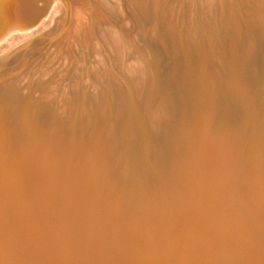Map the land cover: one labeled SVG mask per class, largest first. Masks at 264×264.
<instances>
[{
	"label": "rangeland",
	"instance_id": "374dc122",
	"mask_svg": "<svg viewBox=\"0 0 264 264\" xmlns=\"http://www.w3.org/2000/svg\"><path fill=\"white\" fill-rule=\"evenodd\" d=\"M9 1H12L13 4L17 2L18 6L16 4L14 6L11 2V4L8 3ZM41 1L43 0H27V3L25 0H0V25L3 24L4 15L10 16L13 14V16L21 17L23 20L29 17V13L34 8V12L39 14L38 8L41 7ZM112 1L116 5L117 0ZM172 1L165 0L156 11L155 16L153 13L139 27L130 23L129 25L127 24L128 26L122 23V27L118 19L109 21L113 28L124 29L126 26L124 29L126 31L125 36L127 37L128 33L127 40L132 43H130L132 48L128 47L127 49H130L129 51L125 48V56L121 60H119V55L114 56L110 53V50L107 49V43L104 39L98 38L96 34L98 30L97 28L94 30L93 26H91V29L96 39L94 37L89 40L73 39L74 28L77 27L78 23L75 22V17H73L75 16V7L69 4V12L65 18L63 17L62 19L60 17L55 5L52 4L49 7L46 6L47 10L44 13L46 16L40 17L36 14L39 17V19L37 18L38 21L35 20L36 16L32 15V19L30 18L32 22L25 23V28L28 29L27 31L25 29L26 32L24 30L22 32H14L4 40L0 39V121H3L0 135H4L3 140L7 138L9 128L10 131L13 130L12 134L14 132L16 134L10 135L11 139L8 137L9 141L11 140V144L12 142L15 143L9 147L8 159L13 160L20 157L27 148V142L32 140L33 134L38 136V140H35V148L38 150L46 142L50 145V148L53 145L54 149L51 148L53 151L56 153L61 152V147L71 143L70 140L74 136L76 137H74L75 141L80 140L84 146L86 145L88 152L91 149L97 150V153L95 152L93 156L95 161L91 165L93 166L92 170L91 168L89 170L88 166L92 162L90 158L85 156L88 153L85 149L86 153L81 156L83 158L86 157L84 163L88 167L85 164V166L82 165V163L81 169L83 172L81 173L85 175V170L88 169L90 172L87 171L86 173H89L91 177L93 176V183H90V185L84 181L81 182L83 183L81 185L72 183L73 189L71 185L63 183L58 185L59 188L55 186L48 187V189L50 191L58 188L59 192L63 191L61 193H67V195L70 194L68 190L72 189L70 192L74 195L71 196L70 194L69 196L71 197L68 196L71 201L67 199L68 201L65 202L66 207L69 208L70 206L71 209H68V214L62 216L63 218L61 215L57 217L59 221L63 220L64 217H70L71 222H76L81 217L83 219L81 224L83 231L81 232L88 234L90 240L96 245H101L100 248L98 247L99 251L101 253L105 252L104 258L107 259L108 257L107 261L110 259L109 261L111 262L112 258H115V262L112 260L109 263L108 261L109 264H113V262L121 264V259L126 256L125 253L134 251V254H140L143 249L146 252L143 251L144 253L142 252L140 255L145 258H154L159 264H161V261L158 259L161 260V255L163 258L175 260L173 264L185 263V255L180 257L177 255L173 256L174 253L171 254L170 250L168 252L165 250V248H168L167 246L163 244L152 245L149 242L151 239L156 238V234L160 235L165 233V231L177 229L182 226L181 223L183 222V225L186 224L187 221L181 222L180 218H188V216L196 214V200L192 198L193 195L204 199V196H208L209 192H211L212 184L210 182L203 183L205 174L200 160V144L204 141L210 142L211 149L214 154L216 152L223 170L232 171L243 182L238 188L236 209L240 211L252 204L255 209L264 213V0H212L211 7H209L210 13L207 10L208 7H206L208 5L205 3L204 6L206 0H193V6L187 5V0H179L181 3L178 1L177 6L174 5L175 2L171 3ZM194 2L196 3L194 4ZM86 3L91 7L93 1L86 0ZM8 4L13 7L9 8ZM180 4L181 7H179ZM21 5L24 7L22 8ZM26 5H28V8H25ZM34 5L35 7H33ZM8 11H11V14ZM172 13L175 14L174 17ZM154 19H156L155 22ZM104 22L107 23L106 21ZM104 22L102 20V30H105L104 28L106 27ZM68 28L71 30L69 31ZM136 32L141 33L143 37L134 35V33L137 34ZM65 33H67V36ZM146 33L149 35H145ZM87 35L90 37L89 33ZM135 36L136 38H134ZM152 37L153 39H151ZM107 40L111 43V39ZM139 40L142 42L140 43ZM97 42L103 47L104 55L98 48ZM68 43L73 45H68ZM145 47L149 56H151L149 61L142 56ZM96 51L98 52L96 53ZM136 56L144 58V62L147 63V68L146 66L144 67V62L141 68L143 77H146L143 83L144 86L141 84L139 86V81L137 80L139 73L136 70L135 62H139V59ZM130 72H134V74ZM104 93L106 100L101 103ZM159 107L162 116H159L154 132L152 119L158 116ZM13 112L14 114L16 112L17 115L13 116ZM21 128L25 130L24 137L18 135L22 132ZM13 145H16L15 148ZM178 147L181 149L178 150ZM58 149L59 151H57ZM176 152H179V155ZM69 154L71 153L69 152ZM100 155L104 158L103 161V158L100 159ZM89 159L90 163L88 162ZM83 160L81 158L82 162ZM183 168L186 169L183 170ZM185 173H187V176L184 175ZM176 174L179 176L177 177ZM78 176L81 177L82 175ZM94 177H97L96 179L99 181L102 179V182L95 180ZM187 177L190 178L188 179ZM180 180L183 181L181 182ZM187 180H189V183ZM187 183H191V186ZM78 185L79 187H77ZM195 185H199L198 188ZM74 187H76V193L79 192V195L75 193ZM201 188L203 191H201ZM84 189L87 191L85 192ZM248 191L251 196H249ZM62 196L57 194L55 201H61ZM162 196L163 198H161ZM186 196L190 200H186ZM146 197L147 199H145ZM79 200L81 201L80 203ZM27 201L28 199L24 203L29 204L30 201ZM176 201L177 203L179 202L178 205L181 207L177 206ZM129 204L130 206H128ZM162 206H164L163 208L166 212ZM165 206L167 207L165 208ZM145 207L148 208L146 209ZM97 208H99V211ZM124 208L128 209L126 211L129 212L125 214ZM91 209H93L92 213ZM159 209H162L160 213ZM87 210L89 211L88 214L86 213ZM147 211L150 212V216ZM163 212L165 213L164 216H162ZM137 213L143 218H140L141 216L138 217ZM119 214L126 216H121V218L118 217ZM159 214L162 217L158 216ZM41 215L38 214V217H42ZM116 215L119 218L118 220H116ZM125 217L129 219L126 220ZM172 217L175 218L174 221ZM135 219L138 220V222L135 221L136 225L132 223ZM139 219H145L146 222L145 220L140 222L141 220ZM163 219H165L164 222ZM147 220L152 222L149 221L148 223L150 224H148ZM122 221L124 225L121 224ZM125 221L127 222L125 223ZM128 221H131L129 222L130 224ZM144 222L147 224L143 226ZM178 222L179 224H177ZM113 223L114 228L112 226ZM132 224L134 226H131ZM139 224L141 225L140 227ZM173 224L174 226L172 227ZM158 225L162 228V231L158 228ZM20 226L17 225L16 227L19 228ZM52 226L49 227V235H54L56 238L60 236L59 240H63L66 246H69L71 244L72 229L69 228V230L65 231L59 227L60 225L55 224ZM103 226L108 229L106 230ZM145 226L147 227L146 229L148 227V230L151 229L149 233L152 236L145 229ZM32 227L34 230L37 229L34 226ZM128 227L133 229V231L135 228H140L139 231H136L137 229L135 231L142 235L135 233V231L134 233L137 236L139 235V237H143H135V234L132 236L133 231L129 230ZM156 228L158 231H156ZM115 229L117 231L122 229L119 231L126 233V240H124L125 233L123 235L118 232V234ZM142 229L149 235L145 234L146 232L142 233ZM152 229H155L153 232L156 231L158 233L154 234ZM36 233L38 234L39 232L35 231L34 234L36 235ZM129 233L132 237L128 235ZM84 236L86 237V235ZM120 236L122 238L124 236V238L122 239ZM246 236L244 233L243 235L236 233L229 226H223L211 233L209 241L207 240L208 237L195 235L193 232L184 233L182 238L184 242H189L192 246L201 248V253L197 255V258L204 260L205 264H240L242 258L248 257L249 251L256 253L252 254L254 261L257 262L255 264H264V235L259 236L255 247L247 239L248 236ZM129 237L131 240L134 237L133 241ZM121 239L122 242H120ZM42 240L44 247L47 246L48 250L54 249L53 252L49 250L53 255L54 253L55 256H59L61 253L63 256L66 254V247L60 253L55 249L54 244H50L51 242L47 241L46 236H43ZM134 240L138 241L134 242ZM127 242H130L131 251L126 246ZM123 243L127 244L124 245ZM134 243H138L137 247H140L136 248ZM258 244L259 246H257ZM118 245L122 249L118 248ZM150 246L151 248L155 247L151 249ZM47 247L45 250H47ZM104 247H106V250ZM115 247L117 252L114 254ZM134 247L137 249L136 251ZM187 247H185V250H187ZM124 248L129 252L123 250ZM89 249L92 251L93 248L90 247ZM100 255L93 249L92 255H89V264L95 260L97 264L99 262V264H103L102 256L100 258ZM96 263L94 262L93 264ZM241 264L244 263L242 262Z\"/></svg>",
	"mask_w": 264,
	"mask_h": 264
},
{
	"label": "bare ground",
	"instance_id": "6f19581e",
	"mask_svg": "<svg viewBox=\"0 0 264 264\" xmlns=\"http://www.w3.org/2000/svg\"><path fill=\"white\" fill-rule=\"evenodd\" d=\"M16 1V0H14ZM22 1V0H20ZM24 1V0H23ZM27 2V0H25ZM93 1V4L91 7H89L86 3V0H43L41 1V7L38 8V12L39 14H37V12H34V9L29 13V17L28 18H25V19H21V17H17L16 15L13 16L12 15H4V21H3V24L0 25V39L1 40H4L7 36L11 35V33L13 34L14 32H22L24 30V32H26L28 29L25 28V23L26 22H32V18L33 17L32 15L36 16V14L38 16H43L45 15L44 13L46 12L47 10V7H49L50 5L54 4L55 5V8L57 9V13L60 14V17H63L65 18L69 12V8H68V4L69 5H72L75 7V22L78 23H75L77 25L76 28H74V33H73V36L74 38L73 39H77V38H81V39H92V37L95 38V35L94 33H92V27L93 26L94 30L97 28V36L98 38L100 39H104V41L107 43V46L110 50V53L114 56H118L119 57V60L121 59H124V56H125V48L126 50L128 49V47H131L130 43L131 42H128L129 40H127V37H128V33H127V37L125 36V32L124 29H117V28H113L111 26V24L109 23V21H113L114 19H118L120 21V24H134L136 27L140 26L141 24L144 23L145 19H147L148 17L152 16V14L154 13V16H155V13L156 11L160 8V5L162 3L165 2V0H117L116 2V5L113 4L115 2H113L112 0H92ZM172 1V0H171ZM179 0H173L171 3L175 2V6H177V3H178ZM181 1V0H180ZM179 1V2H180ZM190 1V2H188ZM195 1V0H194ZM205 1V0H204ZM12 3V1H9L8 3ZM31 2V1H30ZM198 3V1H196ZM194 2V4L196 3ZM242 2V1H241ZM10 3V4H11ZM24 3V2H23ZM28 3V2H27ZM170 3V4H171ZM181 3V2H180ZM205 3L208 5L206 7H208V12L210 13V8L211 7V3H212V0H206L204 2V6H205ZM13 4V3H12ZM14 4L17 5V2H15ZM13 4V5H14ZM19 4V3H18ZM34 4V3H33ZM32 4V5H33ZM186 4L187 5H190V6H193V0H187L186 1ZM201 4V3H200ZM199 4V5H200ZM203 4V3H202ZM217 4V3H216ZM4 5V4H3ZM9 5V4H8ZM25 5V4H24ZM31 5V6H32ZM91 5V4H90ZM164 5V4H163ZM15 6V5H14ZM18 6V5H17ZM22 8L24 7L23 5H21ZM47 6V7H46ZM201 6V5H200ZM10 7H13L12 5L10 6L9 5V8ZM35 7V5L33 6ZM179 7H181V4L179 5ZM197 7V6H196ZM237 7V6H236ZM25 8H28V5H26ZM192 8V7H191ZM6 9H8L6 7ZM20 9V8H19ZM71 9V7H70ZM155 9V11L153 12V10ZM1 10V9H0ZM9 10V9H8ZM14 10V8H13ZM24 10V9H23ZM29 10V9H27ZM192 10V9H191ZM206 10V11H207ZM237 10V8H236ZM4 11V10H3ZM22 11V10H21ZM26 11V10H25ZM73 11V10H71ZM161 11V10H160ZM163 11V10H162ZM179 11V10H178ZM7 12V11H6ZM73 12V13H74ZM8 13L11 14V11H8ZM13 13V12H12ZM24 13V12H23ZM159 13V11H158ZM174 13H175V10H174ZM172 13V16L174 17L175 14ZM1 14V13H0ZM160 14V13H159ZM158 14V15H159ZM205 15V14H204ZM8 16V17H7ZM46 16V15H45ZM71 16V15H70ZM108 16V17H107ZM153 16V17H154ZM3 17V16H2ZM158 17V16H157ZM161 17V16H160ZM205 17V16H204ZM31 18V19H30ZM39 17L36 16V19L38 21ZM152 18V17H151ZM159 18V17H158ZM172 18V17H171ZM203 18V17H202ZM60 19V18H59ZM62 19H60L62 21ZM208 19V18H207ZM206 19V20H207ZM1 20V19H0ZM26 20V21H25ZM29 20V21H28ZM102 20L103 22L106 21L107 23L106 24V27L104 28L105 30H102L101 29V24H102ZM114 20V21H115ZM152 20V19H151ZM156 19H154V22H155ZM158 20V19H157ZM60 21V22H61ZM160 21V19H159ZM193 21V20H192ZM201 21V20H200ZM2 22V21H1ZM153 22V24H154ZM94 23V25H93ZM112 23V22H111ZM148 23V22H147ZM194 23V22H193ZM35 24V23H33ZM69 24H70V20H69ZM123 24L121 25L123 27ZM201 24V23H200ZM236 24V23H235ZM58 25V24H57ZM63 25V24H62ZM127 25V26H128ZM198 25V24H197ZM28 27H30L29 25H27ZM131 26V25H130ZM133 26V27H135ZM206 26V25H205ZM60 27H61V24H60ZM65 27V26H64ZM68 27V26H66ZM115 27V25H114ZM132 27V26H131ZM148 27V26H146ZM32 28V27H31ZM30 28V29H31ZM56 28V27H55ZM144 28V26H143ZM26 29V31H25ZM67 29V28H65ZM140 29V28H139ZM197 29V28H196ZM230 29V28H229ZM59 30V28H58ZM69 30V28H68ZM67 30V33L69 34ZM71 30V29H70ZM69 30V31H70ZM135 30V29H134ZM146 30V29H145ZM200 30V29H199ZM132 31V30H130ZM129 31V32H130ZM66 32V31H65ZM96 32V31H95ZM146 32V31H145ZM150 32V31H148ZM65 33V35L67 34ZM89 33L90 37L87 35ZM137 34L134 33V35H141V33H138L136 32ZM220 33V32H219ZM148 33H146L145 35H147ZM193 34V33H192ZM144 35V37H145ZM149 35V34H148ZM67 36V35H66ZM65 36V38H66ZM136 36L134 38H136ZM142 36V35H141ZM71 37V36H70ZM69 37V38H70ZM130 37V36H129ZM137 37V39H138ZM143 37V36H142ZM142 37H140V39H142ZM155 37V36H154ZM184 37V36H183ZM72 38V37H71ZM70 38V39H71ZM132 38V37H131ZM130 38V39H131ZM133 38V39H134ZM147 38V37H145ZM144 38V39H145ZM188 38V37H187ZM192 38V37H191ZM64 39V38H63ZM96 39V38H95ZM107 39H111V43L112 45H110L111 43L107 40ZM150 39V38H149ZM153 39V37L151 38ZM87 40V41H88ZM67 41V40H66ZM132 41V40H131ZM138 41V40H137ZM140 41V40H139ZM67 42H71V41H67ZM74 42V41H72ZM78 42V41H76ZM142 41H140L141 43ZM212 43V42H211ZM43 44V43H42ZM73 45L72 43H68V45ZM75 44V43H74ZM94 44V43H92ZM132 44V43H131ZM189 44V43H188ZM64 45V44H63ZM95 45V44H94ZM219 45V44H218ZM62 46V44H61ZM97 46L98 48L100 49L102 55H104V50L102 49L103 47L97 42ZM190 46V45H189ZM209 46V45H208ZM69 47V46H68ZM144 47V46H143ZM132 48V47H131ZM134 48V46H133ZM64 50V49H63ZM95 50V49H94ZM93 50V51H94ZM108 50V51H109ZM130 50V49H129ZM127 50V51H129ZM222 50V49H221ZM219 50V51H221ZM142 51V50H141ZM210 51V50H209ZM217 51V50H216ZM226 51V50H225ZM98 51H96L97 53ZM131 52V51H130ZM202 52V51H201ZM207 52V51H206ZM218 52V51H217ZM100 53V54H101ZM128 55V54H127ZM137 55V54H136ZM3 56V55H2ZM142 56L145 57V59H147L148 61L150 60V57L149 54H148V50L146 49V47L144 48V53L142 52ZM99 57V56H98ZM138 59H139V62H135V67H136V70L137 72L139 73V77H138V81H139V86L140 84L144 86V79L146 77H143L144 75H142V71H141V68H142V63L144 62V58H141L140 56H136ZM64 60V59H63ZM74 60V59H73ZM106 60V59H105ZM118 60V61H119ZM213 60V59H212ZM25 61V60H24ZM101 62V60H99ZM105 62V61H103ZM112 62V61H111ZM192 62V61H191ZM107 63V62H106ZM109 63V62H108ZM115 63V62H113ZM124 63V62H123ZM145 63V62H144ZM107 65V64H105ZM147 65V63H145L144 67ZM98 67V66H97ZM65 68V67H64ZM147 68V66H146ZM108 69V67H107ZM130 69V67H129ZM220 69V68H219ZM106 70V69H105ZM110 70V69H109ZM64 71V69H63ZM191 72V71H190ZM239 72V71H238ZM106 73V72H105ZM132 73V72H130ZM197 73V72H196ZM97 74V73H96ZM134 74V72L132 73ZM114 75V74H113ZM135 76V75H134ZM179 78V76H178ZM32 79V78H31ZM146 80V79H145ZM240 81V80H238ZM130 82V81H129ZM180 82V81H179ZM132 84V83H130ZM125 85V84H124ZM142 86V87H143ZM147 86V84H146ZM134 87V86H133ZM199 87V86H198ZM145 88V87H144ZM134 89V88H133ZM240 89V88H239ZM180 92V91H179ZM90 93V92H89ZM54 95V94H53ZM57 95V94H56ZM105 93L103 94V100H101V103H104V101L106 100L105 98ZM248 96V95H247ZM120 97V96H119ZM127 97V96H126ZM76 98V97H75ZM195 100V99H194ZM66 101V100H65ZM248 102V101H247ZM195 103V101H194ZM246 103V102H245ZM160 104H162L160 102ZM222 104V103H221ZM160 106V105H159ZM249 107V106H248ZM11 109V108H10ZM12 110V109H11ZM19 110V109H18ZM22 110V109H21ZM225 110V109H224ZM17 111V110H16ZM238 111V110H237ZM11 113V112H10ZM218 113V112H217ZM222 113V112H221ZM240 113V112H239ZM14 114V112H13ZM12 114V115H13ZM16 114V112H15ZM13 115V116H16V115ZM21 114V113H20ZM150 114V113H149ZM22 115V114H21ZM161 115V111H160V107H159V112H158V116L154 119H152V126H153V131L155 132V125H157L158 123V119H159V116ZM214 115V114H213ZM5 116V115H3ZM162 116V115H161ZM20 120V119H19ZM22 121V120H21ZM214 121V120H213ZM19 122V121H18ZM31 122V121H30ZM122 122V121H121ZM149 122V121H148ZM20 123V122H19ZM116 123V122H115ZM212 123V122H211ZM2 124H3V121H0V131L2 129ZM31 124V123H30ZM22 125V124H21ZM15 126V124H14ZM19 126V125H18ZM23 126V125H22ZM165 126V125H164ZM21 127V126H19ZM116 127V126H114ZM14 128V127H12ZM18 128V127H17ZM27 128V127H26ZM256 128V127H255ZM22 129V128H21ZM30 129V128H29ZM16 130V129H15ZM14 130V131H15ZM249 130V129H248ZM10 128L9 130L7 131L8 134V137H10V135H16L15 132L14 134H12L13 130L10 131ZM22 132H20V134H18L19 136L21 137H24L25 136V130H21ZM35 132V130H33ZM4 132V130H3ZM18 132V131H17ZM113 133V132H112ZM24 134V135H23ZM254 134V133H253ZM198 135V134H197ZM4 135H0V264H89V255H92V251L93 249L98 252L100 255V258L102 256V263L103 264H109L112 262V260L114 261L115 258H112L111 262L107 261L105 257V252L101 253V251H99L100 249V246L96 245L94 242H92L90 240V238L88 237V234H83L81 231L82 230V227H81V224L83 223V219H81V217L78 219V221L76 222H71L70 220V217L68 218H65L61 221H59L58 217L57 216H64V215H67L69 210L68 209H71L70 206L69 208L66 207L65 205V202H67L69 199H68V196L71 194V190L73 189V184H83L81 182H86L90 185V183H93L94 180H93V176L91 177V175H89V173L87 174L86 172L90 170H92V167L91 165H93L94 161H95V158L93 157L95 152L97 153V150H93L91 149L89 152L87 151L86 149V145L84 146L83 143H81L82 141L78 140V141H75L74 140V137L71 138V143H68L66 146L64 147H61V152L59 151V149L57 151H59L58 153H56L55 151H53L51 148H53V145L52 147L50 148L49 144L48 143H43L42 147L40 150H38L36 147V143H35V140H38V136L36 135H32V140L31 141H28L27 142V148L25 149V151H23L22 155L20 157H17L13 160H9L8 159V151H9V147H11L10 145L12 144H15L14 142H12L11 144V140L9 141V139H11V137L8 139L7 137V134H6V137L4 140H3V137ZM28 136V135H27ZM128 136V135H127ZM152 136V135H151ZM254 136V135H253ZM17 136H15L16 138ZM259 137V136H258ZM67 138V137H66ZM76 138V137H75ZM233 138V137H232ZM263 138V137H262ZM2 139V140H1ZM18 139V137H17ZM22 139V138H21ZM57 139V138H56ZM74 141H73V140ZM261 139V138H260ZM264 139V138H263ZM13 140V139H12ZM20 140V139H19ZM73 141V142H72ZM152 141V140H151ZM125 142V141H124ZM263 142V140H262ZM261 142V143H262ZM22 143V142H21ZM176 143V142H175ZM258 143V142H257ZM58 144V143H57ZM177 144V143H176ZM17 145V144H16ZM16 145H13V147L15 148ZM70 145V146H69ZM214 145V144H213ZM18 146V145H17ZM73 146V147H72ZM175 146V145H174ZM261 146V145H260ZM263 146V145H262ZM12 147V148H13ZM55 147V148H56ZM72 147V149L70 150V148ZM257 147V146H256ZM17 148V147H16ZM259 148V147H258ZM257 148V149H258ZM54 149V148H53ZM57 149V148H56ZM84 149L86 150L87 155L85 154L86 152L84 151ZM125 149V148H124ZM177 149V148H176ZM174 149V150H176ZM181 149V148H180ZM179 147H178V150H180ZM200 149H201V164L203 166V172H204V177L202 175V177L204 178V184L205 183H208L210 182V184H212L213 187L211 192H209V195L208 196H204V199L202 198H199L197 197V195H193L192 198H194L196 201V209H195V212L196 214L195 215H190L188 216V218H185V217H181V222L183 221H187L186 224L183 225L177 229H171L170 231H165V233H161L160 235H155L156 238L155 239H151L150 240V244L152 243V245L154 244H163L165 246H167L168 248L166 249L165 247V250H167V252L170 250L175 256L177 255L178 257L180 256H184L185 255V263L184 264H205V262H203L201 259L199 260V258H197V255L200 254L201 252V248H197L196 246H192L191 244H189V242H184L182 236L184 233L186 232H190V233H194L195 235H201V236H205V237H208L207 240L209 241V239L211 238V233L213 231H215L217 228H221L223 226H229V228H231L233 231H235L236 233H240L243 235L246 234L248 236L247 239H249L250 242L253 243L254 247L255 245L257 244V241H258V238L259 236H263L264 235V213L263 212H259L257 209H255L254 205L252 204H249L245 209L243 210H238L236 209V203L238 201V188L240 187V185L243 184L242 181H240V179L237 178V175L234 174L232 171H225L223 170V168L221 167V164L219 163V159L217 158L218 156L216 155V152L214 154V152L212 151L211 149V144L209 141H204L203 143L200 144ZM13 150V149H12ZM182 151V150H181ZM215 151V150H214ZM71 153L68 155V153ZM180 152V151H179ZM179 152L176 154L179 155ZM263 152V151H262ZM14 153V152H13ZM16 154V153H14ZM85 156L87 158H90L91 159V162L92 164H90L89 167V170L84 168L85 170V175H83L81 172H83V170L81 169V164L84 165V161H85V158L86 157H81V156ZM8 155V156H7ZM11 155V154H10ZM216 155V156H215ZM12 156V155H11ZM101 156V155H100ZM262 157V156H261ZM81 158L84 159L83 162L81 161ZM103 157L101 156L100 159H102ZM90 159H89V163H90ZM198 159V158H197ZM253 159V158H252ZM258 159V158H257ZM104 160V158L102 159V161ZM179 160V159H178ZM189 160V159H188ZM192 160V159H191ZM239 160V159H238ZM256 160V159H255ZM259 160V159H258ZM175 161V160H174ZM193 161V160H192ZM120 162V161H119ZM185 162V161H184ZM196 163V161H194ZM200 162V161H199ZM258 162V161H256ZM87 163V162H86ZM181 163V162H180ZM193 164V162H191ZM57 164H59L57 166ZM175 164V163H174ZM253 165H255L253 162H252ZM251 164V165H252ZM86 165V164H85ZM84 165V166H85ZM179 165V164H178ZM182 165V164H181ZM197 165V164H196ZM175 166V165H174ZM200 166V165H199ZM249 166V164H248ZM261 166V165H260ZM83 167V166H82ZM87 167V165H86ZM87 167V168H88ZM100 167V165H99ZM194 167V166H192ZM196 168L198 166H195ZM199 168V167H198ZM243 168V167H242ZM99 169V168H98ZM186 169V168H183V170ZM200 169V168H199ZM198 169V170H199ZM228 169V168H227ZM231 169V168H230ZM82 170V171H81ZM194 170V169H193ZM197 170V169H196ZM229 170V169H228ZM90 172V171H89ZM174 172V171H173ZM180 172V171H179ZM192 172V171H191ZM187 173H185L184 175H186ZM194 174V173H193ZM78 175H82L81 177H79ZM112 175V174H111ZM172 175V174H171ZM175 175V174H174ZM177 175V174H176ZM190 175V174H189ZM195 175V174H194ZM84 176V178H82ZM170 176V175H169ZM179 175H177L178 177ZM181 176V175H180ZM187 176V175H186ZM197 176V174H196ZM107 177V176H106ZM105 177V178H106ZM120 177V176H119ZM171 177V176H170ZM173 177V176H172ZM176 177V176H174ZM193 177V176H192ZM191 177V178H192ZM83 180H82V179ZM97 177H94L95 180ZM181 178V177H180ZM188 179L190 177H187ZM196 178V177H195ZM110 179V178H109ZM201 179V178H200ZM102 180V179H101ZM100 180V181H101ZM186 180V179H184ZM196 180V179H195ZM99 181V180H97ZM96 181V182H97ZM99 181V182H100ZM181 182L183 180H180ZM189 180H187L188 182ZM191 181V180H190ZM95 182V183H96ZM102 182V181H101ZM193 182V181H192ZM199 182V180H198ZM197 182V183H198ZM66 184V185H71L72 186V189L71 190H68L70 194L67 195V193H61L59 192L57 189L59 188L58 185H62V184ZM73 183V184H72ZM185 183V182H184ZM189 183V182H188ZM187 183V184H188ZM196 183V184H197ZM202 183V182H201ZM56 184V185H55ZM191 184V183H190ZM188 184V185H190ZM209 184V185H210ZM65 185V187H66ZM93 185V184H92ZM193 185V184H192ZM202 185V184H201ZM200 185V186H201ZM249 185V184H248ZM58 187V188H54L53 190H50L48 189L51 188V187ZM71 186H68V187H71ZM113 186V185H112ZM191 186V185H190ZM189 186V187H190ZM199 186V185H198ZM198 186L195 185V187L198 188ZM208 186V185H207ZM63 187V186H62ZM79 187V185L77 186ZM83 187V186H82ZM183 187V186H182ZM210 187V186H209ZM11 188V190H10ZM76 187H74L75 189ZM86 188V187H85ZM95 188V187H94ZM193 188V186H192ZM207 188V187H206ZM210 188V189H211ZM61 189V188H60ZM67 189V188H66ZM83 190V188H81ZM87 189V188H86ZM181 189V188H180ZM208 189V188H207ZM247 189V188H246ZM249 189V188H248ZM88 190V189H87ZM86 190V191H87ZM93 190V188H92ZM90 189V191H92ZM200 190V189H199ZM253 190V189H252ZM81 191V190H80ZM85 191V189H84ZM85 191V192H86ZM113 191V190H112ZM183 191V190H182ZM186 191V189H185ZM201 191L202 188H201ZM200 191V193H201ZM74 192V191H73ZM72 192V193H73ZM77 192V189H75V193ZM97 192V191H96ZM160 192V191H159ZM206 192V191H205ZM79 193V192H78ZM78 193H76L77 195H79ZM83 193V192H82ZM89 193V191H88ZM92 193V192H90ZM156 193V192H155ZM57 194H61L63 195L62 196V200L61 201H55L56 200V196ZM75 194V195H76ZM86 194V193H85ZM100 194V193H99ZM102 194V193H101ZM185 194V193H184ZM193 194V193H192ZM198 194V193H197ZM202 194V193H201ZM200 194V195H201ZM207 194V192H206ZM248 194L249 196H251L250 192L248 191ZM74 195V194H71V196ZM92 195V194H91ZM96 195V194H95ZM111 195V194H110ZM123 195V194H122ZM146 195V194H145ZM69 196V197H71ZM80 196H82L80 194ZM100 196V195H98ZM148 196V194H147ZM151 196V195H150ZM247 196V197H249ZM59 197V196H58ZM110 197V196H109ZM122 197V196H121ZM79 198V196H78ZM77 198V199H78ZM102 198V197H101ZM163 198V196L161 197ZM166 198V197H165ZM25 199V201H24ZM28 199V201H30V203L26 204L24 202H26V200ZM68 199V200H67ZM81 199V198H80ZM99 199V198H98ZM147 199V197L145 198ZM158 199V198H157ZM167 199V198H166ZM166 199H164L166 201ZM204 201H202V200ZM73 200V198H72ZM76 200V199H75ZM74 200V201H75ZM151 200V199H150ZM163 200V201H164ZM186 200H190L187 198L186 196ZM27 201V202H28ZM71 201V199H70ZM133 201V200H132ZM178 201V200H177ZM176 201V203H177ZM181 201V200H180ZM17 202V203H16ZM81 201L79 200V203ZM92 202V200H91ZM103 202V201H102ZM131 202V201H130ZM153 202H155L153 200ZM159 202V201H158ZM157 202V203H158ZM73 203V202H72ZM78 203V202H77ZM86 203V202H85ZM146 203V202H145ZM148 203V202H147ZM175 203V202H174ZM179 203V202H178ZM177 203V206H180L178 205ZM205 203V205H204ZM67 204V203H66ZM99 204V203H98ZM104 204V203H102ZM126 204V203H125ZM124 204V206H125ZM131 204V203H130ZM130 204L128 206H130ZM153 204V203H152ZM181 204V203H180ZM192 204V203H191ZM248 204V202H247ZM71 205V204H70ZM83 205V204H82ZM134 205V204H133ZM162 205H164L162 203ZM172 205V204H171ZM206 205H209V206H206ZM73 206V205H71ZM127 206V207H128ZM132 206V205H131ZM148 206V205H147ZM245 206V205H244ZM88 207V206H87ZM105 207V206H104ZM120 207V206H119ZM118 207V208H119ZM126 207V206H125ZM151 207V206H149ZM164 206H162L163 208ZM167 206H165L166 208ZM181 207V206H180ZM195 207V206H194ZM90 208V207H88ZM103 208V207H102ZM146 208V207H145ZM148 208V207H147ZM146 208V209H147ZM154 208V206H153ZM152 208V209H153ZM158 208V206H157ZM170 208V207H169ZM108 209V208H107ZM117 210V208H115ZM125 209V208H124ZM123 209V210H124ZM155 209V208H154ZM182 209V208H181ZM84 210V209H83ZM86 210V209H85ZM93 209H91V213L93 212L92 211ZM97 210L99 211V208H97ZM112 210V209H111ZM122 210V209H120ZM128 209H125V214L129 211H126ZM143 210V209H142ZM141 210V211H142ZM162 210V209H161ZM159 209V213L161 211ZM163 210L165 211V209L163 208ZM172 210V209H171ZM187 210V209H186ZM144 211H146L144 209ZM175 211V210H174ZM263 211V210H262ZM74 212H75V209H74ZM88 210H87V214H88ZM96 212V210H95ZM105 212V211H104ZM117 213H120L118 211H116ZM133 212V211H132ZM143 212V211H142ZM149 212V211H147ZM154 212V210H153ZM157 212V211H155ZM166 212V211H165ZM176 212V211H175ZM101 213V212H99ZM122 213V212H121ZM152 213V212H151ZM158 213V212H157ZM162 213V212H161ZM164 213V212H163ZM185 213V212H184ZM187 213V211H186ZM38 214H43L41 215L42 217H38ZM74 214V213H73ZM86 214V215H87ZM123 214V213H122ZM122 214H119L118 217H124L126 215H122ZM138 214V217L139 216V213ZM182 214V213H181ZM80 215V214H79ZM95 215V214H94ZM93 215V216H94ZM113 215V214H112ZM128 215V214H127ZM165 213L162 215L164 216ZM174 215V214H173ZM176 215V214H175ZM179 215V214H178ZM186 215V214H185ZM184 215V216H185ZM85 216V215H84ZM89 216V215H87ZM86 216V217H87ZM104 216V215H103ZM149 216H150V212H149ZM156 216V215H155ZM158 216H161L160 214ZM161 216V217H162ZM177 216V215H176ZM96 217V216H95ZM117 217V215H116ZM115 217V218H116ZM116 218V220H118L119 218ZM121 217V218H122ZM131 217V216H130ZM160 217V218H161ZM175 217V216H174ZM173 218V221L175 220V218ZM218 217L219 220H218ZM28 218V219H26ZM63 218V217H62ZM99 218V217H98ZM101 218V217H100ZM126 220L127 217H125ZM140 218H143L142 216ZM145 218V216H144ZM156 218V217H155ZM154 218V219H155ZM165 218V217H164ZM177 218V217H176ZM58 219V220H57ZM112 219V218H111ZM138 219V218H137ZM147 219V218H146ZM149 219V218H148ZM171 219V218H169ZM33 220V222H32ZM98 220V219H96ZM95 220V221H96ZM103 220V219H102ZM114 220V219H113ZM121 220V219H120ZM141 220L140 222H142V220H145V219H139ZM157 220V218H156ZM165 219H163V222H164ZM177 220H179L177 218ZM135 221L138 222V220H134L132 223H134L135 225L137 223H135ZM150 221V220H149ZM147 220V223L149 222ZM170 221V220H169ZM168 221V223H169ZM100 222V221H99ZM116 222V221H115ZM114 222V223H115ZM123 222V221H122ZM121 224L124 225V222ZM127 221H125L126 223ZM131 222V221H128V223ZM139 222V223H140ZM146 222V220H145ZM144 222V224H142L143 226L146 225ZM152 222V221H150ZM33 223V225H32ZM114 223H113V228H114ZM160 223V222H159ZM173 223V222H171ZM175 223V222H174ZM60 225L59 227L63 228L65 231L69 230V228H71L72 230V233H71V244L68 246H66L65 242H63V240H59L60 236L59 237H55L54 235L50 236L49 235V227H51L52 225ZM91 224V223H90ZM96 224V223H95ZM107 224V223H106ZM116 224V223H115ZM120 224V223H119ZM130 224V223H129ZM128 224V226H129ZM150 224V223H148ZM158 224V223H157ZM163 224V223H162ZM176 224V223H175ZM179 224V222L177 223ZM20 226L19 228L16 227V226ZM85 225V224H84ZM126 225V224H125ZM165 225V224H164ZM34 226L35 228H37L36 230H34V228L32 227ZM83 226V225H82ZM86 226V225H85ZM100 226V225H99ZM98 226V227H99ZM117 226V225H115ZM131 226H134L133 224ZM141 225L139 224V227ZM142 226V227H143ZM152 226V225H150ZM156 226V225H155ZM160 226L162 227L163 225H161L160 223ZM174 226V224L172 225V227ZM179 226V225H178ZM53 227V226H52ZM55 227V226H54ZM105 227V226H103ZM109 227V226H108ZM111 227V226H110ZM121 227V226H120ZM123 227V226H122ZM127 227V226H125ZM130 227V226H129ZM128 227V228H129ZM153 227V226H152ZM159 227L158 225V228L162 231V228ZM171 227V226H170ZM33 228V229H32ZM102 228V227H101ZM106 230L108 229L107 227H105ZM116 228V227H115ZM131 228V227H130ZM131 231H133V229H130ZM135 228V227H133ZM147 227L145 226V229ZM151 228V227H150ZM168 228V226H167ZM176 228V227H174ZM50 229H53V228H50ZM123 229V228H122ZM122 229H119L120 231ZM125 229V228H124ZM137 228H135L136 230ZM140 229V228H139ZM139 229H137L136 231H139ZM149 229V227H148ZM148 233L149 231L151 232V229L148 230ZM164 229V228H163ZM34 230V232H32ZM116 230V229H115ZM117 231L120 232V231ZM126 230V229H125ZM127 230V231H129ZM134 230V231H135ZM143 230V229H142ZM155 230V229H154ZM152 229V232L154 231ZM35 231H38L39 233H41V235H39V233L36 235L34 234ZM60 231V230H59ZM101 231V230H99ZM115 231V233H116ZM134 231L132 232V236L133 234L135 233H138V234H141L139 232H136L134 233ZM156 231H158V229L156 228ZM153 232L154 234L155 233H158V232ZM163 231V232H164ZM224 231V230H223ZM55 232V231H54ZM70 232V231H69ZM85 232V231H84ZM95 232V231H94ZM130 232V231H129ZM141 232V231H140ZM146 231L143 230L142 233H144ZM62 233V232H61ZM86 233V232H85ZM103 233V232H102ZM114 233V232H113ZM121 233V232H120ZM123 233H125L123 231ZM121 233V234H123ZM147 232L145 234H148ZM229 233V232H228ZM55 234V233H54ZM67 234V233H66ZM92 234V233H91ZM106 234V233H105ZM104 234V235H105ZM119 234V233H118ZM144 234V235H145ZM150 234V233H149ZM148 234V235H149ZM38 235V236H37ZM57 235V234H56ZM64 235V234H63ZM70 235V234H69ZM86 235V237L84 236ZM96 235V234H95ZM101 235V234H100ZM108 235V234H107ZM112 235V234H111ZM124 235V234H123ZM130 237L131 234L129 233L128 234ZM136 235V234H135ZM134 235V236H135ZM142 235V234H141ZM239 235V234H238ZM43 236H46L47 237V241L51 242L50 244H54L55 246V249L60 252L62 251L65 247H66V254L63 256L62 253L61 255L59 254V256H55V253L53 255V251L54 249H49V250H52L49 251L48 250V247H47V250H45L46 247H44L45 245L44 242H41L43 241L42 238ZM116 236V235H115ZM125 239L126 240V233H125ZM123 236V238H124ZM146 237H148L147 235H145ZM150 236H152V234H150ZM154 236V235H153ZM154 236V237H155ZM159 236V238H158ZM187 236V235H186ZM246 236V237H247ZM122 238V236H120ZM129 237V238H130ZM135 237H138V238H142L143 236H140L139 235L135 236ZM96 238V237H95ZM109 238V237H108ZM112 238V237H111ZM116 238V237H115ZM122 238V239H123ZM134 238V237H133ZM133 238L131 241H133ZM152 238V237H151ZM196 238V237H195ZM239 238V237H238ZM63 239V238H62ZM65 239V238H64ZM97 239V238H96ZM106 239V238H104ZM110 239V238H109ZM118 239V238H117ZM115 239V240H117ZM122 239L120 242H122ZM136 239V238H135ZM144 239V238H143ZM146 239V238H145ZM150 239V237H149ZM193 239V238H192ZM200 239V238H199ZM202 239V238H201ZM206 239V238H205ZM264 239V237H263ZM120 240V239H119ZM129 240V241H130ZM139 240V239H138ZM138 240H134V242H137ZM142 240V239H140ZM45 241V242H47ZM110 241V240H109ZM128 241V240H127ZM130 241V242H131ZM147 241H148V238H147ZM146 241V242H147ZM194 241V240H193ZM199 241V240H198ZM240 241V240H239ZM243 241V240H242ZM102 242H105V241H102ZM116 242V241H115ZM118 242V241H117ZM125 242V241H123ZM130 242H127L128 244ZM140 242V241H139ZM143 242V241H142ZM141 242V243H142ZM200 242V241H199ZM264 242V241H263ZM126 243V244H127ZM232 243V242H231ZM48 244V243H47ZM68 244V243H67ZM102 244V243H100ZM108 244V242H107ZM106 244V245H107ZM114 244V243H113ZM119 244V243H117ZM124 245H126L125 243H123ZM126 245L127 247H129V251L130 250V244L129 245ZM138 244V243H137ZM137 244L134 243V246H136V248L140 247L138 246L137 247ZM148 244V243H147ZM201 244V243H200ZM230 244V243H229ZM245 244V243H244ZM248 244V243H247ZM264 244V243H263ZM111 245V244H109ZM132 245V244H131ZM141 245V244H140ZM149 245V244H148ZM102 246H105V245H102ZM108 246V245H107ZM114 246V245H113ZM117 246V245H116ZM157 246V245H155ZM153 246V247H155ZM160 246V245H159ZM188 246V247H187ZM226 246V245H225ZM259 246V244L257 245ZM93 248L92 251L89 249V248ZM99 247V248H98ZM112 247V246H111ZM110 247V248H111ZM124 247V246H122ZM126 247V248H127ZM132 247V246H131ZM145 247V245H144ZM152 247V248H153ZM187 247V250H185ZM228 247V246H227ZM246 247V246H244ZM50 248V247H49ZM98 248V249H97ZM102 248V247H101ZM105 250H106V247H104ZM109 248V249H110ZM113 248V247H112ZM118 248H121L119 247L118 245ZM133 248V247H132ZM131 248V249H132ZM135 247V251L137 250ZM151 248V246H150ZM151 248V249H152ZM157 248H160L157 246ZM156 248V249H157ZM252 248V247H251ZM107 249V250H109ZM114 249V248H113ZM113 249H112V254H113ZM122 249V248H121ZM133 249V250H134ZM141 249V248H139ZM143 249V247H142ZM231 249V248H230ZM236 249V247H235ZM240 249V247H239ZM125 250L126 252H129L127 251V249H123ZM160 250V249H159ZM224 250V249H223ZM237 250V249H236ZM91 251V252H90ZM119 251V250H118ZM121 251V250H120ZM143 251H145V249H143ZM142 251V252H143ZM150 252V250H148ZM158 251V250H157ZM230 251V250H229ZM243 251V250H242ZM259 251H261V249H259ZM90 252V254H89ZM109 252V251H108ZM107 252V253H108ZM116 251V247H115V250H114V254H115ZM134 251L129 252V253H125L126 256L121 259V264H159L158 261H156L154 258H145L143 257L142 255V252L140 254H134L133 253ZM138 252V251H137ZM146 252V251H145ZM155 252V250H154ZM248 252V251H247ZM249 255L248 257H246L245 259L242 258V262L244 264H255L257 263L256 261H254V258H253V252L252 251H249ZM258 252V251H257ZM119 253V252H118ZM121 253V252H120ZM144 253V252H143ZM230 253V252H229ZM111 254V255H112ZM150 254V253H149ZM163 254V253H162ZM168 254V253H167ZM256 254V253H255ZM258 254V253H257ZM94 255V254H93ZM97 255V254H96ZM95 255V256H96ZM119 255V254H118ZM156 255V254H155ZM247 255V254H245ZM113 256V255H112ZM117 256V255H116ZM114 256V257H116ZM121 256V255H119ZM171 256V255H170ZM172 256V257H173ZM258 256V255H257ZM58 257V259H57ZM200 257V256H199ZM222 257V256H221ZM255 257V256H254ZM161 260L158 259L159 261H161V264H173V261L175 260H171L169 258H163V256L161 255ZM202 258V257H201ZM239 258V257H238ZM95 259V257H94ZM181 259V258H180ZM264 259V258H263ZM262 259V260H263ZM91 260V258H90ZM99 260V259H98ZM117 260V259H116ZM46 261V262H45ZM118 261V260H117ZM156 261V262H155ZM258 261V260H257ZM260 261V260H259ZM95 263L97 262L96 260L94 261ZM93 262V263H94ZM115 262V261H114ZM113 262V264H115ZM120 262V261H119ZM182 262V261H181ZM241 262V263H242ZM264 262V260H263ZM91 263V264H93ZM100 263V262H99ZM98 263V264H99ZM240 263V264H241ZM97 264V263H96ZM261 264V263H260Z\"/></svg>",
	"mask_w": 264,
	"mask_h": 264
}]
</instances>
